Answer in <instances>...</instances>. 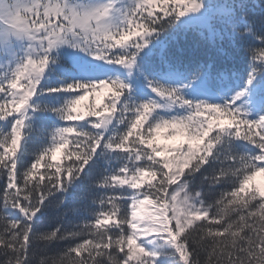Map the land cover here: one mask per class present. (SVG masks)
Masks as SVG:
<instances>
[{
    "label": "snow or ice",
    "instance_id": "6c2138e0",
    "mask_svg": "<svg viewBox=\"0 0 264 264\" xmlns=\"http://www.w3.org/2000/svg\"><path fill=\"white\" fill-rule=\"evenodd\" d=\"M17 42L0 264H264V3L0 0V53Z\"/></svg>",
    "mask_w": 264,
    "mask_h": 264
},
{
    "label": "trees",
    "instance_id": "16d2710c",
    "mask_svg": "<svg viewBox=\"0 0 264 264\" xmlns=\"http://www.w3.org/2000/svg\"><path fill=\"white\" fill-rule=\"evenodd\" d=\"M127 2L130 3L131 0H127ZM260 2L264 3V0H260ZM21 51H22V48H17L16 45H13L12 48L8 52L2 53V58L3 59L0 60V78H3L4 75L6 74V72L8 70L9 62L11 61L14 64L15 63V58L20 56V55H22ZM5 59H8V60H5ZM100 63L104 64L107 67V69H108V71H102V73L99 74L100 78H104L106 75H113V76L114 75H122V76L124 75V72L121 69V66L110 64L107 61H100ZM63 91H81V90H78V89H74V90L63 89ZM148 91H149L148 89H142V90L138 91L136 96H135L136 98H134V101L138 103L141 100L146 99L149 96ZM52 95H56V94H52ZM60 102L61 103L63 102V98H61ZM118 108H119V105H118ZM253 114H255V113H253ZM128 115H131V113H129ZM52 116H53V118H55V114H52ZM118 116H119V111L117 113V117ZM57 123H63V122L59 121L57 119ZM81 123H84V122H81ZM113 126H114L115 130H118V131H120L122 133V132H124L127 129V127L129 125H128L127 122L120 123L118 118H114L111 128H113ZM34 135H35V133H31L27 137L29 146L32 143ZM236 144L239 146L240 150H244L245 146H247L248 148L253 147L252 145H248L247 142L243 141L242 139H238L236 141ZM117 151H120V150H117ZM58 156H62V153L58 154ZM262 176H263V181H264V174H262ZM4 182H5L4 179H0V184H3ZM254 184L256 185L255 182H254ZM257 199L260 200V199H264V198H261L259 196V194H258L257 195ZM9 211L12 212L13 215H18L19 214L17 210H9Z\"/></svg>",
    "mask_w": 264,
    "mask_h": 264
},
{
    "label": "rangeland",
    "instance_id": "374dc122",
    "mask_svg": "<svg viewBox=\"0 0 264 264\" xmlns=\"http://www.w3.org/2000/svg\"><path fill=\"white\" fill-rule=\"evenodd\" d=\"M122 2H127V0H122ZM14 45H16L17 48H23V44H22V42H17V43L14 44ZM21 52H22V51H21ZM1 59H3V58H2V53H0V60H1ZM89 59L93 60L94 63H96L97 65L100 66L101 70H100L99 74L102 73V71H108L107 67H106L104 64L100 63V61H99L97 58L89 57ZM5 60H8V59H5ZM5 60H4V61H5ZM108 74H109V73H108ZM144 89H146V88H144ZM148 90H149V91H148V94H149V95H155V94L151 93V90H150V89H148ZM134 98H136V97H134ZM160 111H168V109H161ZM179 139H180L179 137L176 138L175 140H169V139H166V138H165V135L162 133L161 136H160V138H159V142H160V143L175 144V143H178V142H179ZM254 182L256 183V185H257V187H258L259 189H264V181H263V176H262V174L258 175V176L256 177V179H255ZM149 210H150V209H149ZM170 251H172V250H170ZM169 260L171 261V264H182V262H180L179 259H178V254H176V255H169Z\"/></svg>",
    "mask_w": 264,
    "mask_h": 264
},
{
    "label": "clouds",
    "instance_id": "9594fccd",
    "mask_svg": "<svg viewBox=\"0 0 264 264\" xmlns=\"http://www.w3.org/2000/svg\"><path fill=\"white\" fill-rule=\"evenodd\" d=\"M242 237L240 236L239 232L233 233L232 239H241ZM36 264H43L41 258H37Z\"/></svg>",
    "mask_w": 264,
    "mask_h": 264
},
{
    "label": "water",
    "instance_id": "95a60500",
    "mask_svg": "<svg viewBox=\"0 0 264 264\" xmlns=\"http://www.w3.org/2000/svg\"><path fill=\"white\" fill-rule=\"evenodd\" d=\"M112 125H110L109 127H111Z\"/></svg>",
    "mask_w": 264,
    "mask_h": 264
}]
</instances>
